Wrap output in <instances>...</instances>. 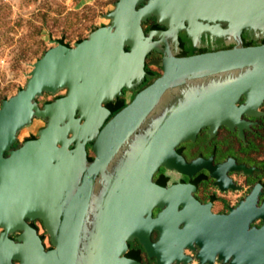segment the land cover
I'll return each mask as SVG.
<instances>
[{
	"label": "water",
	"instance_id": "95a60500",
	"mask_svg": "<svg viewBox=\"0 0 264 264\" xmlns=\"http://www.w3.org/2000/svg\"><path fill=\"white\" fill-rule=\"evenodd\" d=\"M243 1L119 0L110 15L113 19L111 26L97 30L88 40L73 48L58 44L33 64L27 84L32 89L20 92L17 99H10L0 108V264H14L13 259H19L21 264H73L82 224L106 161L176 77L197 69L250 65L264 73V45L168 60L162 76L136 95L133 102L99 132L93 144L94 160L72 193L53 239L46 217L49 213L52 217L70 192L63 182L61 168L65 160L68 165L73 161L69 162L70 158L64 156L72 142L68 135L70 132L75 134L78 129L83 131L84 126H79L80 120L85 118L81 109L91 90L141 23L151 16L161 18L170 14H228L237 10ZM250 84L263 83L254 81ZM260 88L258 98L262 100L264 85ZM61 89H67V95L48 103L43 109L33 103L34 94L37 97L44 92L56 94ZM252 111H255L253 102L247 101L244 107H237L231 98H227L210 105L200 117L187 121L186 127L175 134L162 154L148 165L123 202L120 205L112 202L104 222L108 232L102 229L98 236V243L105 241L103 264H142L123 255L128 241L135 237L139 238L149 256L157 258L158 264H171L177 258L187 259L182 247L194 248V243L201 247L200 255L205 261L207 257L215 259L218 247L220 258L235 253V264L264 262V225L250 228L256 219H264V208L256 207L255 193L229 214L219 215L211 212V204H201L192 196L196 189L193 184L164 188L152 181L153 175L163 166L188 177L206 170L222 188L228 187L224 174L230 168L229 161L214 166L211 159L198 158L187 163L175 148L204 127L213 129L225 125L232 128L235 124L241 128L246 123L240 115ZM136 113L132 124L124 130L125 122ZM77 114L79 118L75 117ZM35 115L46 120L47 126L36 140L13 149L17 132ZM153 208L162 209L155 218L150 216ZM117 216L121 218L118 219L119 227L114 223ZM26 219H42L56 248L46 251L36 230ZM16 229L23 230L18 236L19 242L7 237V233ZM154 230L159 233L156 241L151 237Z\"/></svg>",
	"mask_w": 264,
	"mask_h": 264
},
{
	"label": "crops",
	"instance_id": "0c3cea01",
	"mask_svg": "<svg viewBox=\"0 0 264 264\" xmlns=\"http://www.w3.org/2000/svg\"><path fill=\"white\" fill-rule=\"evenodd\" d=\"M262 45L264 0H244L237 10L228 14H170L161 18H147L94 85L81 109L85 118L80 120L79 126H84L83 131L78 129L75 134L69 133L68 139H72V142L66 148L67 153H63L64 156L70 160L79 158L88 167L95 157L93 144L99 132L132 103L136 95L162 76L168 60ZM262 80L264 73L257 71L253 65L197 69L176 77L166 90L168 93L165 91L152 103L129 135L116 146L114 154L104 165L105 170L98 177L91 203L96 198L97 202L93 208L91 205L88 213L91 212L92 221L99 222L100 232L102 229L108 232L104 228L105 218L110 211V207H107L120 194V186L123 187L128 176L135 173V184L138 183L148 165L158 154H162L172 137L186 127L188 120L203 115L210 101L229 95L240 85L260 88L264 85ZM254 81L263 84L251 85ZM246 93V89H241L228 97L235 106L243 97L244 103L239 106L244 107L247 101L251 103ZM259 93L252 101L255 111L250 114L261 115L257 110L264 98L259 100ZM75 117L79 118L80 115ZM220 127L227 128L225 125L213 129L204 127L176 147L185 144L194 146L197 151L204 143L206 134L212 146L218 141ZM59 147L62 148V145ZM90 151L94 154L93 158L88 154ZM80 238L81 235L73 264H103L102 248L105 241L92 248L91 244L81 242Z\"/></svg>",
	"mask_w": 264,
	"mask_h": 264
},
{
	"label": "rangeland",
	"instance_id": "374dc122",
	"mask_svg": "<svg viewBox=\"0 0 264 264\" xmlns=\"http://www.w3.org/2000/svg\"><path fill=\"white\" fill-rule=\"evenodd\" d=\"M118 1L0 0V108L25 90L31 79L33 64L42 59L51 48L58 44L73 48L88 40L97 30L111 26L113 19L110 15L115 11ZM67 92V89H61L56 94L44 92L33 103L43 109L48 103L65 97ZM46 126V120L33 116L30 123L17 132L12 148L16 149L25 142L36 140L39 130ZM249 129L250 132L242 133L235 144H225L238 164L237 172H233L231 177L241 187V191L234 196V193L230 195L227 191L219 192L213 187L217 191L213 192V197L222 202L220 209L223 214L238 207L241 200L252 193L256 194L257 207L264 208V119ZM88 154L93 158L92 151ZM210 184L208 182L209 186ZM37 225L47 249H53L50 232L44 226ZM263 225L264 219L258 218L250 224V228H261ZM99 227V222L92 221L89 212L82 224L81 242L91 244L93 248L99 240ZM190 254L194 260L189 264H200L199 249L191 250ZM213 264H235L234 257L217 258L213 260Z\"/></svg>",
	"mask_w": 264,
	"mask_h": 264
},
{
	"label": "flooded vegetation",
	"instance_id": "af4514ba",
	"mask_svg": "<svg viewBox=\"0 0 264 264\" xmlns=\"http://www.w3.org/2000/svg\"><path fill=\"white\" fill-rule=\"evenodd\" d=\"M248 88H244V90L246 89V92H247L246 95L248 96V98L252 102L254 97H256L258 95V93L260 92V89L259 88L254 89L251 86ZM233 92H236V91L233 90ZM233 92H231L229 95H231ZM243 103H244V98L242 97L237 102V107ZM262 103H263L262 106L259 108V110H257V113L261 112V115L246 114V113H243L240 115V119L244 123H246L245 126H241V128H239L237 125L234 124L232 128L220 127L218 130L219 135H217L218 141L214 142L215 143L214 145H212V146L209 145L210 141L208 140L209 138L206 134V130H204L203 133L206 134V136L204 138L205 141H204V143L201 144V146L199 147V149L197 151L194 150L195 149L194 146L190 147V146H187L185 144L184 145L182 144V145L175 148L176 152L180 156H182L187 163H190V162H192L198 158H203L206 160L211 159V162L214 166L221 165V164H224L227 161H229V165H230L229 167L230 168H229V170L225 171V174H224L227 181L229 182L228 187L222 188L221 185L217 183V180L215 178L211 177L206 170H201L200 172L195 174L193 177H188L186 175L180 174L176 170H171V169H168L166 167H161L154 174L152 181L155 184H157L161 187H164V188H169L173 185L183 184V183L184 184H193L196 189L192 193V196L201 204H204V205L211 204L210 210L214 214L227 215L230 213L231 210L238 208L239 206L231 209L227 214H223L221 212V209H220V208H222L221 207L222 202L220 200H216L217 198L213 197V195H214L213 192L216 193L217 191H219V192H221V191L226 192L227 191V193H230V195L232 193H234L235 194L234 196H236V193L241 191V187H239L237 184H235L234 179L231 177L233 172H237L238 164H237L234 156H231L229 154L228 146H226L225 144L226 143L227 144H231V143L235 144L237 139L240 138V133L245 134L247 132H250L249 130H251V129H249V128L259 124V121L264 119V101ZM136 115L137 114H135L134 117ZM224 146H226L227 148L224 149ZM229 148H230V146H229ZM233 150H235V149L233 148ZM75 159L79 161V163L81 165L80 166L81 170L79 171V173L77 172L75 174L76 177L74 176V178L69 179V182H76L78 184L81 181V177H82L87 165L83 164L79 160V158H75ZM208 182H211L210 186L208 185ZM235 186L239 187V189L237 191H235V189H234ZM213 187H216L217 191H215L216 189L213 190ZM253 188H256V186H254ZM228 190H231V191H228ZM252 194H254V193H252ZM251 195H249V196H251ZM243 200H241L240 203H242ZM256 207H257V202H256ZM161 211H162V209H160V208H153V210L150 213V216L155 218ZM61 221H62V216L60 217V219L58 221L57 231L59 230V226H60ZM26 222L29 224V226L31 228L36 230V234H37V236H39V238L41 240V244L43 245L44 249L48 250L47 249L48 247L45 244V239L42 237V234L40 233V229L37 225V224H39L41 227L44 226L45 229H47L44 221L42 219H36L33 221L26 219ZM0 230H2V229H0ZM22 233H23L22 229H16L15 231L7 233V237L10 239H13L16 242H19L18 236ZM151 237H152L153 241H156L159 238L158 231H156V230L152 231ZM53 244H54L53 249H55L56 243L53 242ZM194 244H195L194 248L185 247L187 252L184 254L186 256H188V259L194 260L193 256L190 254L191 250L199 249V251H200V249H201V247L198 244H196V243H194ZM75 252H76V250H75ZM188 252H190V253H188ZM143 254H144L145 258L143 257ZM123 255L124 256L126 255L127 257H129L131 259L138 260L142 264H151V263L152 264H158L157 258L149 256V254L146 252L143 244L140 242L138 237H135L134 239L128 241L127 251ZM215 259H217V258H215ZM13 262H14V264H21L19 259H13ZM171 264H184V263L173 261Z\"/></svg>",
	"mask_w": 264,
	"mask_h": 264
},
{
	"label": "bare ground",
	"instance_id": "6f19581e",
	"mask_svg": "<svg viewBox=\"0 0 264 264\" xmlns=\"http://www.w3.org/2000/svg\"><path fill=\"white\" fill-rule=\"evenodd\" d=\"M262 30V29H261ZM174 86V85H173ZM246 86L244 85V86H238V87H236L235 88V91L236 92H238V91H241V89H243L244 90V88H245ZM251 87H253L254 89L255 88H259V87H255V86H251ZM171 88V87H170ZM32 89V87L30 86V85H26V87H25V90H31ZM260 89V88H259ZM166 93H168L167 91H166ZM165 93V94H166ZM19 95H20V93H18V94H16L14 97H13V99L14 98H18L19 97ZM34 97H37V95L36 94H34L33 95ZM166 96V95H165ZM229 95H225V96H220V97H218L217 99H215L214 101H210L206 106H205V110H207L208 109V107L210 106V105H213V104H216V103H218V102H221V101H224V100H227V98H229L228 97ZM137 114V113H136ZM136 117V116H135ZM135 117L133 116L130 120H128V121H126L125 122V124L123 125V129L124 130H127L128 128H129V126L132 124V122H133V120L135 119ZM139 126V125H138ZM137 128V127H136ZM112 143V142H111ZM110 145V144H109ZM146 150V149H145ZM115 152V151H114ZM144 152V151H143ZM146 152V151H145ZM114 154V153H113ZM134 159V158H133ZM69 162H70V159H69ZM138 162H139V160H138ZM137 162V163H138ZM140 163V162H139ZM81 165H80V163H79V161L78 160H76V159H74L73 161H71L70 162V164L68 165L67 164V162H66V160L64 161V163L61 165V168L63 169L62 171H63V176H64V180H63V182H64V184L67 186V188L70 190V192H68V194H67V196H66V199L64 200V201H62V203L60 204V206H58V209L56 210V212L55 213H53L52 214V217H51V214L49 213L48 215H47V222H48V226H49V229L51 230V232H52V235H53V239L54 238H56V233H57V228H58V221H59V219H60V217L63 215V212L65 211V208H66V206H67V203H68V201H69V199H70V197L72 196V193L77 189V186H78V184L76 183V182H69V179H72V178H74V176H75V174L78 172L79 173V171L81 170V167H80ZM103 170H105V169H103ZM133 171H135V170H133ZM135 173H133V175L131 176V177H127V180H126V183L123 185V183L121 184V185H123V187L121 188V186H120V189H122V190H120V194L115 198V204H121L122 202H123V200L125 199V197H126V193L129 191V190H134V188H135V175H134ZM76 177V176H75ZM135 185V186H134ZM234 189L235 190H238L239 189V187L238 186H235L234 187ZM250 196H248L246 199H244L243 201H242V203H246L247 201H248V198H249ZM93 200V199H92ZM66 202V203H65ZM97 202V201H96ZM96 202H93V203H91V205H92V207L96 204ZM113 206V203L112 204H110L107 208L109 209V207L111 208ZM91 207V208H92ZM96 215V214H95ZM53 216H54V219H53ZM118 219H121L120 217H118L117 216V218L115 219V221H114V223L119 227V225H118V223H119V220ZM118 220V221H117ZM84 222V221H83ZM98 222V221H97ZM117 222V223H116ZM95 227V226H94ZM82 230V229H81ZM85 231V230H84ZM31 234V233H30ZM90 249V248H89ZM182 251L184 252V253H186V249L184 248V247H182ZM260 252H262V250L260 251ZM231 256H236V254L235 253H232L231 254ZM221 256H220V249L217 247V249L215 250V258H220ZM193 259H179V258H177L174 262H183L184 264H189L191 261H192ZM200 261V264H204L206 261H205V259H203V257L200 255V259H199ZM207 262H210L211 264H213V260L212 259H210L209 257H207ZM242 264H248L247 263V261H243L242 262ZM260 264H264V262H262V263H260Z\"/></svg>",
	"mask_w": 264,
	"mask_h": 264
}]
</instances>
